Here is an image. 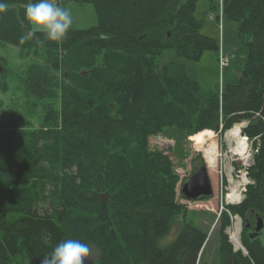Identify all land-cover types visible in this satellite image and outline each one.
I'll return each instance as SVG.
<instances>
[{"label": "trees", "instance_id": "1", "mask_svg": "<svg viewBox=\"0 0 264 264\" xmlns=\"http://www.w3.org/2000/svg\"><path fill=\"white\" fill-rule=\"evenodd\" d=\"M75 1L92 5L97 24L71 27L61 42L26 34L29 0H4L0 14V49L31 57L18 88L35 111L21 118L16 110L5 124L0 117V264H42L68 238L94 248L95 264H207L209 231L187 221L171 157L149 139L168 128L221 134L242 121L243 134L257 139L247 173L255 184L239 205H223L213 233L218 264H264V245H250L244 228L248 256L226 234L230 215L264 220V0H222V18L236 24L247 54L238 80L203 102L180 62L156 63L167 50L185 61L219 50L201 33L196 0ZM6 67L0 56L3 92L13 75ZM173 227L176 238L163 245Z\"/></svg>", "mask_w": 264, "mask_h": 264}, {"label": "rangeland", "instance_id": "2", "mask_svg": "<svg viewBox=\"0 0 264 264\" xmlns=\"http://www.w3.org/2000/svg\"><path fill=\"white\" fill-rule=\"evenodd\" d=\"M221 1L222 0H196L194 11L196 20L202 24L201 33L218 40V51H205L199 60L185 61L178 59L175 56L174 51L167 50L156 59V63L160 66L165 65L170 61L180 62L185 68L187 77L197 83L199 87V93L197 96L202 102L205 101V99L218 94L223 86L235 83L238 80L243 71L244 60L247 54L245 46L247 40L243 41L238 37L236 24L228 22L224 18H222L221 21H218L217 19ZM61 6L71 10L73 16V29L86 30L97 24L96 14L92 5L79 3L75 0H65L64 4H61ZM221 52L227 58V62L224 64H221L220 62ZM30 53L32 54V52ZM0 56L6 61V69L10 71L7 75L13 74L7 79V91H0V117L3 119V123H7L8 119L13 117L16 110L23 112L21 118H24L30 113L31 116L34 117L35 111L29 106L30 104L34 106L33 100L27 98L22 89L18 88L20 83L18 76L21 75L25 68L30 64L31 57H28V59L20 58L19 49L10 46L0 49ZM20 78L23 77L20 76ZM24 100L26 105L25 107L20 108L19 105L23 103ZM34 125L37 126L36 124H32L33 127H35ZM226 132L220 134V131L218 133L212 131L214 141L218 143L219 147V164L213 175L210 174V171L207 168L203 153L192 141L194 134L189 135L183 131L178 132L176 129L168 128L165 130L164 134L149 139L150 149L163 151L171 157L175 172L177 173L176 175L180 181L175 190V192H177L176 198L187 211V221L190 222L193 220L191 222H194L193 224L195 226L208 230V233L212 230L213 233L218 228V226L214 224H216L218 220L222 203L226 204V197L232 187V180L238 182L241 181L243 176H245L248 180L247 185L254 186L255 184L254 180L250 179L247 174V169L254 166V158H248V162H243L241 157L232 155L230 153L227 139L225 138ZM174 136L176 139H180V141L177 140L179 145L175 144ZM251 142L246 157L250 154L253 155L254 153V145H252ZM210 143L211 140L208 141L207 138L203 147L207 148ZM181 147L183 148V156L177 158L174 156L175 149H181ZM232 147H234L233 144ZM203 165L207 169L213 195L208 198V200L187 201L183 199L181 196L182 184L190 179L196 167ZM247 185L240 188L242 194L245 192ZM243 199L244 195L242 196V200ZM180 220L181 219L179 218L177 221ZM234 224L235 220L231 227H233ZM240 225L242 229V222ZM176 230V227H173L172 234L167 236L170 240H168V238L164 239L163 245L172 242L176 238L178 233ZM217 245V234L213 233L208 239V245L203 257V261L207 264H218ZM90 249L91 259L89 262H86V264H95V261L98 258V253L94 248ZM201 255L202 253L198 256V260L201 258Z\"/></svg>", "mask_w": 264, "mask_h": 264}, {"label": "clouds", "instance_id": "3", "mask_svg": "<svg viewBox=\"0 0 264 264\" xmlns=\"http://www.w3.org/2000/svg\"><path fill=\"white\" fill-rule=\"evenodd\" d=\"M7 7L4 0H0V14ZM25 18L31 28L29 35L43 33L46 40L51 42L63 41L73 25L71 10L62 7L60 0H29ZM90 252L88 244L68 238L58 242L50 253L45 254L42 264H86L91 259Z\"/></svg>", "mask_w": 264, "mask_h": 264}, {"label": "bare ground", "instance_id": "4", "mask_svg": "<svg viewBox=\"0 0 264 264\" xmlns=\"http://www.w3.org/2000/svg\"><path fill=\"white\" fill-rule=\"evenodd\" d=\"M207 138L208 141L211 140V143L207 148H204L203 146L205 145ZM225 138L227 139L230 148V153L232 155L241 157V160L243 162H248L249 159L248 157H246L247 152H244L245 143L241 134V126H236L230 131H228L225 135ZM192 141L203 153L207 168L210 171V174L213 175L216 172L217 166L219 164V147L218 143L214 141L212 131L204 130L194 135L192 137ZM232 144L234 147H232ZM247 184L248 180L245 176L242 177L241 181H232V187L230 188V192L226 197L227 203L233 205L238 204L242 200V190L240 191V188ZM240 234L241 225L240 222H237L233 225L232 230L230 231L231 242L236 248H239L241 246Z\"/></svg>", "mask_w": 264, "mask_h": 264}, {"label": "water", "instance_id": "5", "mask_svg": "<svg viewBox=\"0 0 264 264\" xmlns=\"http://www.w3.org/2000/svg\"><path fill=\"white\" fill-rule=\"evenodd\" d=\"M25 31V28H24ZM29 35V32H26ZM181 193L187 201H196L199 198H208L213 195L211 183L207 174V169L203 165L196 173H194L190 179L183 184ZM250 221L246 219L244 221V228H249ZM263 227V220L256 216L255 232H259ZM245 253V251H243Z\"/></svg>", "mask_w": 264, "mask_h": 264}, {"label": "flooded vegetation", "instance_id": "6", "mask_svg": "<svg viewBox=\"0 0 264 264\" xmlns=\"http://www.w3.org/2000/svg\"><path fill=\"white\" fill-rule=\"evenodd\" d=\"M200 167L201 166L196 167L194 169V173H196ZM249 221H250L249 228H247V229L244 228L246 230L245 236H246L249 244L254 246V244L259 242L262 245H264V220H263V227L260 229L259 232H255V230H254L255 223H256V217L253 220H249Z\"/></svg>", "mask_w": 264, "mask_h": 264}, {"label": "built area", "instance_id": "7", "mask_svg": "<svg viewBox=\"0 0 264 264\" xmlns=\"http://www.w3.org/2000/svg\"><path fill=\"white\" fill-rule=\"evenodd\" d=\"M221 64H224V63H221ZM247 143L248 142V139L247 138H244V143Z\"/></svg>", "mask_w": 264, "mask_h": 264}]
</instances>
